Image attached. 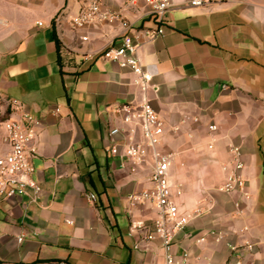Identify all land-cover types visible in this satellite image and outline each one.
<instances>
[{
  "label": "crops",
  "instance_id": "obj_1",
  "mask_svg": "<svg viewBox=\"0 0 264 264\" xmlns=\"http://www.w3.org/2000/svg\"><path fill=\"white\" fill-rule=\"evenodd\" d=\"M100 1L132 27L98 21L76 29L79 0H0V98L8 119L41 121L31 158L41 192L34 201L0 199V264H163L162 240L147 239L156 208L129 201L152 187L154 158L132 170L129 125L115 112L145 101L165 122L159 149L173 154L181 213L203 210L176 236L175 257L264 264V0L208 8L171 0L163 24L142 0ZM160 26L164 34L153 37ZM127 34L152 76L146 90L130 68L100 57ZM114 128L123 130L116 156ZM232 147L241 151L244 185L224 193Z\"/></svg>",
  "mask_w": 264,
  "mask_h": 264
},
{
  "label": "built area",
  "instance_id": "obj_2",
  "mask_svg": "<svg viewBox=\"0 0 264 264\" xmlns=\"http://www.w3.org/2000/svg\"><path fill=\"white\" fill-rule=\"evenodd\" d=\"M82 4L79 13L72 17V25L76 29H86L98 21L108 23L120 22L126 29L132 27L129 20L120 12L103 10L100 0H79ZM141 0H124L126 6H134ZM148 7V16L163 24L166 13L171 9V0H142ZM224 0H189V5L196 8H208ZM63 13H59L58 19ZM164 34V27L160 26L153 32V37ZM88 37H84L87 40ZM101 58L117 62L123 68H130L139 77V83L143 90L150 85L152 76L147 73L138 56V45L130 34L125 35L117 46L104 49ZM122 117L123 122L129 125L125 157L133 164L132 170L146 161L150 153L154 158L153 170L150 178L152 187L140 192L132 193L129 201L133 205L151 203L157 210L154 221V229L148 234L147 239L160 238L163 243V264H185L188 254H184L179 261L173 254L176 236L185 230L190 222L200 217L203 213L201 208L181 213L176 197L183 194L181 184H173L171 181V166L173 154L160 151L159 147L165 133V122L159 117L153 107L146 101L139 104H124L115 109ZM41 121L24 116L22 120L8 119L3 122L5 134L3 143L7 147L5 154L0 155V199L13 196H31L34 201L41 192V187L33 178L35 167L32 163V144L37 138V129ZM211 131L217 129L211 125ZM123 130L114 128L110 131L113 144L110 152L119 155V145L115 136ZM140 133L141 141L136 140ZM231 166L228 168L225 182L218 188L224 193H233L240 190L244 185L241 171L244 167L241 151L232 147ZM89 198L96 200L94 193ZM23 237L19 238L22 241Z\"/></svg>",
  "mask_w": 264,
  "mask_h": 264
},
{
  "label": "rangeland",
  "instance_id": "obj_3",
  "mask_svg": "<svg viewBox=\"0 0 264 264\" xmlns=\"http://www.w3.org/2000/svg\"><path fill=\"white\" fill-rule=\"evenodd\" d=\"M9 113V105L7 102L0 98V145H1V139L2 135L4 133L3 128V122H5L8 118Z\"/></svg>",
  "mask_w": 264,
  "mask_h": 264
}]
</instances>
